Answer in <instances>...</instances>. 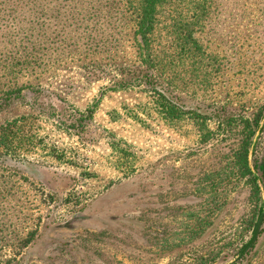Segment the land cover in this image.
I'll use <instances>...</instances> for the list:
<instances>
[{
	"label": "rangeland",
	"instance_id": "374dc122",
	"mask_svg": "<svg viewBox=\"0 0 264 264\" xmlns=\"http://www.w3.org/2000/svg\"><path fill=\"white\" fill-rule=\"evenodd\" d=\"M113 3L0 0V124L31 127L0 154V264H264V216L241 253L264 200V0H210L202 50L174 57L169 90L201 132L168 124L149 83L129 84L153 72ZM171 22L162 12L166 56ZM245 118L258 202L231 168Z\"/></svg>",
	"mask_w": 264,
	"mask_h": 264
},
{
	"label": "trees",
	"instance_id": "16d2710c",
	"mask_svg": "<svg viewBox=\"0 0 264 264\" xmlns=\"http://www.w3.org/2000/svg\"><path fill=\"white\" fill-rule=\"evenodd\" d=\"M115 6L120 3L125 11V14L132 21V36L136 44L135 58L138 66H148L154 73L148 74L137 68L130 79L129 84H139L141 81L149 83L153 92L152 102L154 110L168 123L184 127L189 125L186 120H196V125L199 124V130H204L205 121L196 119V116H191L186 112L181 105L173 99L170 88L175 84L177 74L171 69V64L176 57V63L192 59L197 50H202L198 37L195 36V25L202 26V23L207 19L205 9L209 6L210 0H111ZM118 7V6H117ZM162 12L168 14L171 22L167 28L168 34L179 36V43L176 45V51L166 56L171 47L160 48L159 41L157 42V27ZM179 16V26L175 23L174 17ZM157 42V43H156ZM161 43V41H160ZM168 42H166L167 44ZM164 46V45H160ZM178 64V63H177ZM160 80L167 83L161 88ZM128 84V83H127ZM1 93V91H0ZM2 99V96L0 97ZM242 118V117H241ZM243 120V119H241ZM246 133L239 145V148L234 152L231 168L239 177L245 178L251 186V197L255 202L260 200V187L257 177L253 175L249 164L248 154L251 138L254 134V128L257 126L256 118H245L244 120ZM255 126V127H254ZM30 125H23L18 120L4 121L0 124V154L3 152H15L16 147L12 145L13 141L20 139V132L23 135L30 136ZM18 138V139H17ZM32 141V140H31ZM28 141V143H31ZM32 144V143H31ZM4 148V149H2ZM4 150V151H3ZM260 171H264L262 166H259ZM260 209V208H259Z\"/></svg>",
	"mask_w": 264,
	"mask_h": 264
},
{
	"label": "water",
	"instance_id": "95a60500",
	"mask_svg": "<svg viewBox=\"0 0 264 264\" xmlns=\"http://www.w3.org/2000/svg\"><path fill=\"white\" fill-rule=\"evenodd\" d=\"M263 216H264V200H263V203H262L260 215L258 217V220L256 222L255 228L253 230V233H252L250 239L247 241V243L242 248L241 253H244L253 244V242L255 241L256 236H257L258 231H259V228H260V225H261V222H262V219H263Z\"/></svg>",
	"mask_w": 264,
	"mask_h": 264
}]
</instances>
